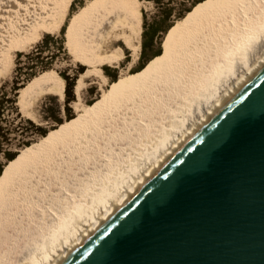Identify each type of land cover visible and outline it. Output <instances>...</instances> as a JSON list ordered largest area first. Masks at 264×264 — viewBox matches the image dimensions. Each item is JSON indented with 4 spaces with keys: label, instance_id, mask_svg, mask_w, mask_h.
<instances>
[{
    "label": "bare ground",
    "instance_id": "obj_1",
    "mask_svg": "<svg viewBox=\"0 0 264 264\" xmlns=\"http://www.w3.org/2000/svg\"><path fill=\"white\" fill-rule=\"evenodd\" d=\"M71 2L0 0V71L12 52L60 31ZM141 4L106 0L82 17L71 39L79 58L92 69L117 64L99 56L101 41L117 30L118 19L140 39ZM123 42L138 54L130 38ZM169 57L172 67L115 99L86 131L53 143L16 171L0 210L2 264H66L262 73L264 0H236L201 14L179 30ZM55 84L56 76H45L26 90L40 85L51 91ZM82 84L80 78L78 91ZM71 161L78 176L68 172ZM96 200H102L97 208ZM82 218L85 224L65 234Z\"/></svg>",
    "mask_w": 264,
    "mask_h": 264
},
{
    "label": "water",
    "instance_id": "obj_2",
    "mask_svg": "<svg viewBox=\"0 0 264 264\" xmlns=\"http://www.w3.org/2000/svg\"><path fill=\"white\" fill-rule=\"evenodd\" d=\"M66 264H264V70Z\"/></svg>",
    "mask_w": 264,
    "mask_h": 264
},
{
    "label": "rangeland",
    "instance_id": "obj_3",
    "mask_svg": "<svg viewBox=\"0 0 264 264\" xmlns=\"http://www.w3.org/2000/svg\"><path fill=\"white\" fill-rule=\"evenodd\" d=\"M105 1L72 0L60 31L42 33L40 41L30 44L23 51L12 52L11 62L0 71V104L5 110V116L0 117V210L9 194L10 183L16 173L14 169L22 168L43 155L53 144L51 141L86 131L101 110L115 99L173 66L169 57L172 43L179 30L189 24L190 21L185 19L190 16V8L197 0H140V39L136 38L130 25L123 26L124 19H118L117 30L105 34L107 36L103 37L99 48V56H112L117 64H97L98 67L92 69L79 58L75 44L71 47L70 41L77 22ZM226 1L229 0H218L215 7ZM210 4L197 8L210 9ZM125 38H130L132 44L138 46V54L125 46ZM119 48L123 52H119ZM90 70H94L93 73L82 77ZM45 76H56L60 85L55 84L51 91L40 85L26 90L30 84ZM80 78H83V84L78 91ZM63 85L64 96L61 94ZM28 121L33 122L35 127ZM70 163L72 167L68 172L77 174L76 165L73 161ZM138 163L142 167L140 160ZM101 203L102 200H96L94 207H99ZM79 222L75 221L72 225L71 222L70 231L68 229L65 234L71 233L75 224L81 227L86 223L83 218ZM60 242L59 245L64 244L63 238ZM50 248L51 245L49 251L53 249Z\"/></svg>",
    "mask_w": 264,
    "mask_h": 264
},
{
    "label": "trees",
    "instance_id": "obj_4",
    "mask_svg": "<svg viewBox=\"0 0 264 264\" xmlns=\"http://www.w3.org/2000/svg\"><path fill=\"white\" fill-rule=\"evenodd\" d=\"M140 1V0H139ZM218 0H197L195 3H193V6H192V8H190V16L188 17V18H186L185 20H188V21H190L189 23H191V22H193L198 16H200L201 14H203V13H207V12H210V11H212V10H215V9H218V8H221V7H224V6H226V5H228L229 3H232V2H234V1H236V0H229V1H226L225 3H223V4H220L219 6H217V7H215L216 6V2H217ZM210 3H212V4H210ZM206 4H210V6H212V8H210V9H207V8H204V9H202V10H200V8L198 9L197 7H200V5L201 6H203V5H206ZM197 8V9H196ZM196 9V10H195ZM200 13V14H199ZM71 39H72V37H71ZM70 44H71V41H70ZM169 51H170V48H169ZM4 108L2 107V104H0V117L2 118V117H4L5 115H4ZM59 123H63L62 122V120H57ZM28 123H30V125H32L33 127H35L34 126V124H33V122H31V121H28ZM36 130H39V129H36ZM41 135H44V134H41ZM65 137H60V138H57V139H55L54 141H51V142H53V143H56V142H59V141H61L62 139H64ZM38 155H39V153H37ZM21 169V166H19L18 168H16V169H14L15 171H19Z\"/></svg>",
    "mask_w": 264,
    "mask_h": 264
}]
</instances>
